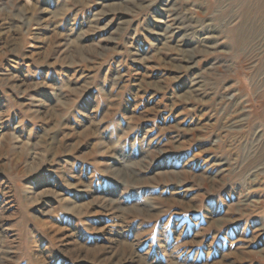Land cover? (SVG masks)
<instances>
[{
	"label": "rangeland",
	"instance_id": "374dc122",
	"mask_svg": "<svg viewBox=\"0 0 264 264\" xmlns=\"http://www.w3.org/2000/svg\"><path fill=\"white\" fill-rule=\"evenodd\" d=\"M0 264H264V0H0Z\"/></svg>",
	"mask_w": 264,
	"mask_h": 264
},
{
	"label": "bare ground",
	"instance_id": "6f19581e",
	"mask_svg": "<svg viewBox=\"0 0 264 264\" xmlns=\"http://www.w3.org/2000/svg\"><path fill=\"white\" fill-rule=\"evenodd\" d=\"M137 3V2H136ZM115 11V10H114ZM50 141V140H49ZM50 146V145H49ZM136 178V177H135ZM109 207V206H108ZM217 223V222H216ZM216 223H214V224H216ZM218 224H220V223H218ZM126 253L124 252L122 255L124 256ZM120 258V257H119ZM122 262V260H120L119 261V263H121Z\"/></svg>",
	"mask_w": 264,
	"mask_h": 264
}]
</instances>
